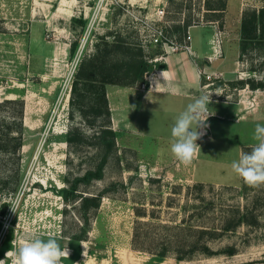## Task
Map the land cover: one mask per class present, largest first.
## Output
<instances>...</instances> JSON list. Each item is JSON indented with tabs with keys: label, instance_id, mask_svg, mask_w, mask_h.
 Returning <instances> with one entry per match:
<instances>
[{
	"label": "rangeland",
	"instance_id": "obj_1",
	"mask_svg": "<svg viewBox=\"0 0 264 264\" xmlns=\"http://www.w3.org/2000/svg\"><path fill=\"white\" fill-rule=\"evenodd\" d=\"M179 2H184L183 6L179 7ZM168 6V0H0V101H25L23 145L16 155L0 153V260L5 264H11L6 252L33 236L55 238L61 248L67 247L68 258L61 264H264V186L250 187L231 170L232 161L237 159L234 143L253 145L256 125L264 126V86L252 88L237 82L248 78L264 82V47L241 53L242 15L246 9L263 7L264 0H227L220 21L206 20L213 17L206 0H175L171 12ZM128 7L151 18L163 7L166 26L170 22L167 15L177 22L189 13L200 19L189 28L193 45L210 53L208 41L213 35L214 45L221 50L216 55L212 49L221 72L202 71L216 88L211 98L243 101L241 112L249 113L251 121L238 128L228 120L235 119L234 112H228L225 119L213 117L210 132L214 138L211 142L206 137L197 141L201 150L197 174L218 179L225 171L236 185L197 183L192 176L194 161L184 166L173 156L150 154L167 148L173 123L162 122L159 128L151 122L144 126L150 134L139 138L143 154L131 148L130 131L118 134L117 155L104 167L103 178L89 186L95 192L108 187L109 192L90 215L86 239H74L64 230L80 232L83 221L66 203L61 190L68 175L94 168L99 156L92 145L97 128L87 125L79 112L70 116L69 96L78 66L85 55L96 51L103 38L112 41L118 35L141 42L149 54L161 52L155 61L164 60L167 52L164 44L145 39L127 14ZM213 23L217 25L214 32ZM71 43L76 44L74 54ZM15 108L8 106L0 113L8 115ZM73 126L91 137L90 145L78 151L68 145L67 134ZM156 133L160 137L152 138ZM112 183L118 184L113 190ZM65 208L69 211L64 212ZM244 213L249 222L238 225ZM138 220L217 230L215 237L205 234L204 239L198 231V238L217 253L207 255L198 249L193 258L179 261L175 251L160 259L149 251L134 249ZM225 226L232 229H223ZM138 227L156 239L184 235L177 228ZM229 246L236 248L233 255L224 251Z\"/></svg>",
	"mask_w": 264,
	"mask_h": 264
},
{
	"label": "trees",
	"instance_id": "obj_2",
	"mask_svg": "<svg viewBox=\"0 0 264 264\" xmlns=\"http://www.w3.org/2000/svg\"><path fill=\"white\" fill-rule=\"evenodd\" d=\"M168 11H172L175 0H168ZM184 2H179V7ZM206 8L213 13V17H206V20L216 21L222 18L223 12L226 11L227 0H206ZM170 21L165 27L166 35L172 39L183 42L189 28L199 24L200 19L191 13L187 14L183 20L177 22L176 18L167 15ZM264 47V6L256 9H246L241 19V53L244 54L249 48ZM76 51V44L71 43V54ZM161 52L157 51L152 54L146 52L144 46L139 41H131L126 37L118 35L110 41L103 38L102 42L96 46V51L92 54L85 55L76 72L72 83L70 96V116L74 117L76 112L83 117L87 125L97 128L92 138V143L98 151V162L94 168L88 169L83 174L66 177L67 185L62 188L61 192L66 203L71 204L80 216L83 224L80 232L64 230V234L74 239H86V231L90 227V215L95 214L102 204L103 197L109 192V188H103L98 192L89 190V186L95 181L102 179L104 176V167L109 160L119 150L118 132L113 128L112 113L107 95V85L116 84L121 86H143L147 83L146 75L154 68L165 67L166 64L153 60ZM238 84H248L252 88L264 86L263 81H256L252 78L241 79ZM8 106L17 107L8 115L0 113V153L4 155H16L23 145L24 130V112L25 101L23 98H6L0 101V111ZM90 136L79 126H73L67 134V143L78 151L82 146L90 145ZM78 149V150H77ZM251 150V146L244 147L243 151ZM117 183L111 184V189H115ZM18 185L15 187V190ZM69 211L65 208L64 212ZM145 215V214H139ZM248 215L242 214L239 217L238 225L248 223ZM133 235V247L138 250H146L156 255L160 259L166 258L172 251L174 257L181 261L191 259L198 249L200 252L212 255L217 252L212 250L206 240L208 237H215L217 230L200 229L187 225H170L162 222H141L138 220ZM139 224L146 226L155 225L162 228H177L183 231V237L179 235H167L163 238L156 239L151 233L145 234L139 231ZM223 229H232L225 226ZM189 230L188 234L186 231ZM198 231L201 235L198 238ZM191 232H194L193 234ZM185 236V237H184ZM148 241H155L161 244L153 246L146 244ZM158 249V250H157ZM229 255L236 252L234 246H229L224 250Z\"/></svg>",
	"mask_w": 264,
	"mask_h": 264
},
{
	"label": "crops",
	"instance_id": "obj_3",
	"mask_svg": "<svg viewBox=\"0 0 264 264\" xmlns=\"http://www.w3.org/2000/svg\"><path fill=\"white\" fill-rule=\"evenodd\" d=\"M213 28V32L216 30V23L210 24ZM214 34V33H213ZM213 35L208 41L211 52L202 49L198 44L193 45L190 41L193 49V53H189L186 50H179L176 52H166L164 60L160 61L165 63V67L154 68L147 75V83L145 85L134 86H121L116 84L107 85V95L109 99L110 109L112 113L113 128L122 136L125 130L130 131V143L131 148L136 150L138 154L144 153V145L142 141H139L140 137H146L150 133L145 131L144 126H148V123H154L159 128L158 124L164 122L166 125L173 123L175 118L186 108L189 103H192L194 99L202 94V92L211 93L214 87L203 85L209 83L210 80L205 79V72H221L217 68L219 65V58L213 54ZM209 57L211 58L210 60ZM216 67V68H215ZM215 71H212V70ZM212 102L209 105V112L212 114L209 116V129L204 130L202 138H208L210 142L214 138V134L210 132L213 127L210 119L218 117L225 119L228 112L235 113V119H229L234 122L235 126L239 128L243 123L251 121L250 115L243 114L241 111L244 107L243 101L240 103L226 101L221 102L211 98ZM217 104H220L218 106ZM226 106V110L223 106ZM238 105V107H234ZM237 111V113H236ZM240 112L243 115H239ZM146 113V116L143 114ZM148 115V116H147ZM238 115V116H237ZM245 115V116H244ZM163 118V119H161ZM163 120V121H162ZM258 120H255L256 122ZM209 130V131H208ZM160 133H156L152 138L160 137ZM171 138V136H170ZM236 146L235 153L238 158L241 151L246 147L244 141H238L234 143ZM252 146V145H250ZM166 149H157L152 153L155 156H173L170 152V146L167 145ZM200 154V153H199ZM199 155L194 159V171L193 178L197 183H216L222 185H236L232 183V177H227L224 174L218 176V179H210L211 175L203 173L197 174V162ZM242 180V178H241Z\"/></svg>",
	"mask_w": 264,
	"mask_h": 264
},
{
	"label": "clouds",
	"instance_id": "obj_4",
	"mask_svg": "<svg viewBox=\"0 0 264 264\" xmlns=\"http://www.w3.org/2000/svg\"><path fill=\"white\" fill-rule=\"evenodd\" d=\"M211 97L212 93L202 92L172 124L170 152L184 166H190L201 152L197 141L204 135L208 117L212 115L209 112ZM252 138L255 143L251 150L241 151L238 158L232 161L231 170L248 186L258 188L264 186V126L257 124ZM68 255V248H61L55 238L44 240L38 236L5 254L6 258H11V264H61ZM0 264H5V260H0Z\"/></svg>",
	"mask_w": 264,
	"mask_h": 264
},
{
	"label": "built area",
	"instance_id": "obj_5",
	"mask_svg": "<svg viewBox=\"0 0 264 264\" xmlns=\"http://www.w3.org/2000/svg\"><path fill=\"white\" fill-rule=\"evenodd\" d=\"M126 12L130 16L131 20L137 25V29H139V32L143 34L146 40L149 37L150 42L164 44L167 48V52H176L182 49L188 51L189 53H193L192 45L190 43L192 40L190 31H188L183 42H178L166 35L165 8L160 7L152 18L148 14H142L130 7L126 8ZM212 49L216 55H218V52L221 51L217 50L214 43L212 45ZM209 59L211 58L209 57ZM211 77L212 76L208 74L207 78L210 79ZM212 84L213 82L210 80L209 83H206L203 86L208 87ZM209 91L210 90H208V93ZM207 125L208 127L206 129H209V120H207Z\"/></svg>",
	"mask_w": 264,
	"mask_h": 264
},
{
	"label": "bare ground",
	"instance_id": "obj_6",
	"mask_svg": "<svg viewBox=\"0 0 264 264\" xmlns=\"http://www.w3.org/2000/svg\"><path fill=\"white\" fill-rule=\"evenodd\" d=\"M70 97V96H69Z\"/></svg>",
	"mask_w": 264,
	"mask_h": 264
}]
</instances>
